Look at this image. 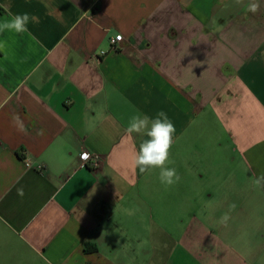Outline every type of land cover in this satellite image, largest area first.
I'll return each mask as SVG.
<instances>
[{
    "label": "crops",
    "instance_id": "crops-1",
    "mask_svg": "<svg viewBox=\"0 0 264 264\" xmlns=\"http://www.w3.org/2000/svg\"><path fill=\"white\" fill-rule=\"evenodd\" d=\"M248 3L0 0V20L39 17L0 33V264H264V0ZM160 111L170 186L125 134Z\"/></svg>",
    "mask_w": 264,
    "mask_h": 264
},
{
    "label": "clouds",
    "instance_id": "clouds-1",
    "mask_svg": "<svg viewBox=\"0 0 264 264\" xmlns=\"http://www.w3.org/2000/svg\"><path fill=\"white\" fill-rule=\"evenodd\" d=\"M239 2L240 0H237V3ZM259 10V0H249L246 12L256 14ZM37 23H39V17L28 12L10 13L7 18L0 20V33H26L29 31V24ZM3 47L4 42H0V48ZM174 133L175 126L163 111L158 112L155 117L136 113L130 118L125 128V134L129 138H132L136 134L147 137L140 144L139 150L134 154L133 166L138 167L140 173L158 168L160 170L161 182L169 186L179 182L181 179L174 167L167 166L170 163L169 154L174 142ZM262 183H264V175L257 177L255 180L257 186H260ZM227 219L228 217L225 215L222 221L226 222Z\"/></svg>",
    "mask_w": 264,
    "mask_h": 264
},
{
    "label": "built area",
    "instance_id": "built-area-1",
    "mask_svg": "<svg viewBox=\"0 0 264 264\" xmlns=\"http://www.w3.org/2000/svg\"><path fill=\"white\" fill-rule=\"evenodd\" d=\"M123 42V36L121 34L116 35V37L111 38L109 41L111 50H116L119 48ZM100 157L96 154L90 153L88 151L83 152L80 155V161L82 165L88 167L89 169H98L100 167ZM27 167H31L30 164H27ZM42 166L35 168L37 171H42Z\"/></svg>",
    "mask_w": 264,
    "mask_h": 264
}]
</instances>
